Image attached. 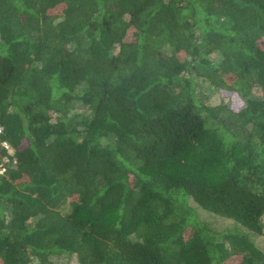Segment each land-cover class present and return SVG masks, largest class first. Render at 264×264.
Returning a JSON list of instances; mask_svg holds the SVG:
<instances>
[{"label": "trees", "instance_id": "16d2710c", "mask_svg": "<svg viewBox=\"0 0 264 264\" xmlns=\"http://www.w3.org/2000/svg\"><path fill=\"white\" fill-rule=\"evenodd\" d=\"M0 127V264H264V0H0Z\"/></svg>", "mask_w": 264, "mask_h": 264}, {"label": "rangeland", "instance_id": "374dc122", "mask_svg": "<svg viewBox=\"0 0 264 264\" xmlns=\"http://www.w3.org/2000/svg\"><path fill=\"white\" fill-rule=\"evenodd\" d=\"M198 97H200V99L204 100L214 108L225 107L228 110L229 109L240 110L241 108H243L242 103H240L237 99L231 98L228 95V93L220 91L215 87H213L212 85H210L209 83H206L202 80H198ZM192 205L197 208V212L201 217V219L215 230L220 232V231H227L233 228L234 223L232 221L219 217L207 211H204L198 208L194 203H192ZM244 231L247 232L246 230ZM250 236L253 244L264 253V235L262 236L250 235ZM61 262H65V261L61 260ZM70 264H76V261L72 260Z\"/></svg>", "mask_w": 264, "mask_h": 264}, {"label": "built area", "instance_id": "2783aa9c", "mask_svg": "<svg viewBox=\"0 0 264 264\" xmlns=\"http://www.w3.org/2000/svg\"><path fill=\"white\" fill-rule=\"evenodd\" d=\"M1 133H2V128L0 127V134ZM2 145L9 151V153H12V150H11V148L9 147V145L7 143H3ZM3 164L4 163L0 164V173L1 174H5V171H6V169L4 168Z\"/></svg>", "mask_w": 264, "mask_h": 264}]
</instances>
